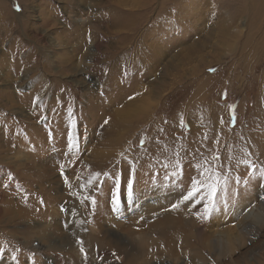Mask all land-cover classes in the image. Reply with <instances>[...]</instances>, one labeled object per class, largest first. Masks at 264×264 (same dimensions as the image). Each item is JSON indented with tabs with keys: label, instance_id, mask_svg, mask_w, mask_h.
I'll return each instance as SVG.
<instances>
[{
	"label": "rangeland",
	"instance_id": "1",
	"mask_svg": "<svg viewBox=\"0 0 264 264\" xmlns=\"http://www.w3.org/2000/svg\"><path fill=\"white\" fill-rule=\"evenodd\" d=\"M23 1L28 8L6 0L0 13H32L33 25L40 13L56 21L42 33L39 25L29 43L21 19L0 22V94L17 100L0 104V143L23 132L22 141L0 147V264H125L126 251L113 252L114 244L136 249L138 236L148 264H264V227L252 237L244 232L233 254L218 255L196 243L191 213L204 207L202 222L210 225L203 227L215 244L240 222L234 211L244 190L253 195L244 213L264 220V57L253 52L264 43V12L254 20L257 2ZM141 4L150 14L123 42L122 30L100 22L113 7L143 13ZM79 26L105 42L77 46ZM251 30L259 38L244 46ZM156 39L160 62L149 60ZM95 45L98 62L90 55ZM22 109L30 119L14 113ZM193 181L201 191L185 200ZM175 197L184 210L164 216ZM79 217L91 250L75 246V255L67 246Z\"/></svg>",
	"mask_w": 264,
	"mask_h": 264
},
{
	"label": "bare ground",
	"instance_id": "2",
	"mask_svg": "<svg viewBox=\"0 0 264 264\" xmlns=\"http://www.w3.org/2000/svg\"><path fill=\"white\" fill-rule=\"evenodd\" d=\"M254 1H256L257 3L259 1V3H258L259 5H257V3H256L255 6L253 7L254 8L253 9L254 13H252L254 20H256L257 18L260 17V14L262 12H264V0H254ZM21 2L23 3V7H25V6L27 7L26 2H24L23 0H21ZM5 3H6V0L5 1L4 0H0V8H1L2 5L6 7ZM141 5H144V4H141ZM149 7H150V5H148V4L144 5L143 8H141V12H143V13L123 12L122 10H119V9H116V8L113 7L112 13L107 14V17L105 19L102 18L100 20V22H103L106 27H108L107 23H109V25L112 26L115 29L122 30V32L126 31V33L125 32H123V33L120 32V34H119L121 36V37H119V40L123 42V41L127 40L128 38H130V36L134 35L135 32H138L139 25L142 22H144L148 18L149 14H150V13H148L149 12ZM21 8H22V5H21ZM239 8L241 10H244L247 7H246V5H244L242 3V4H240ZM65 9H66V7H65ZM236 10H238V9H236ZM236 14L239 15L241 13H235V15ZM16 19H21L22 23H24V25H23L24 29L23 30L25 31V34H26L25 38L28 41V43L33 41L32 40V39H34L33 37H37L39 35L38 29H37V28H39L38 27L39 25H40V28H41V31H39V32L42 33L43 32V28L48 27L50 24H52L53 22L56 21V17L50 16V18H49L47 13H40V18H39L40 24H38V25L34 24L33 25V24L30 23V21L33 19L32 13H16V12L15 13H0V22L6 23V25H8V26H10V25L11 26H15V22L14 21ZM219 20H221V19L219 18ZM222 23H223V21H222ZM253 24H255V23H253ZM76 25H78V24H76ZM66 26H68V28H69V22L66 23ZM80 26H79V28L77 27L80 34L75 33V35L73 34L74 37L72 38L73 42H77L78 41L77 42V46L82 47L84 45V43L86 41H88L87 38H89V39L90 38L91 39H96L97 38L96 40H99L103 36L104 38H103V40L102 39L101 40H102V43L105 42V35L104 34H101L99 32L97 33L96 31L89 32L88 30L80 29ZM160 26L161 25L159 24V20H155V22L153 23L154 29H157ZM260 35H261L262 40L264 41V32L260 33ZM141 36H142L141 37L142 42H146L148 40V38H146L147 36H145V33L144 34L142 33ZM255 37H256V39L259 38V32L251 30V34L247 37V40L243 43V45L244 46L245 45L249 46L248 43L249 42H253L255 40ZM75 38H76L77 41H75ZM140 44H142V43H140ZM153 44H154L153 53L151 54L149 60L152 58L153 61L160 62V61H162V55H163V51H162V47H161V40L160 39H156ZM255 46H256V48L254 49L253 52H255L257 54H260L261 56L259 58L264 57V50L262 51V49H264V43H262V42H261V44L257 43V44H255ZM135 48H136V44L134 46V49ZM100 54L101 53L99 51V45H95V53H91L90 54L92 56L91 58H93L94 61L98 62L99 58H100ZM127 56L128 55L126 54L125 58ZM134 58H136L135 55H134ZM141 60H143V59H141ZM97 64L98 63H95L92 68L97 67ZM8 93L0 94V104H2V102H6L8 100V101H10L12 106L13 105H17V100L10 99ZM0 110H4V109H0ZM8 112H10V111L8 110ZM23 112H25V111L22 109V111L14 112V113L17 114L19 117H24L26 119H30V118L26 117V115L23 114ZM3 120H4V117L2 116L0 118V123H2ZM21 129H22V127H21ZM27 129H29L30 131H31V129L35 130V127L30 126V127H27ZM20 132L18 130H16V133L14 134L13 137H11L9 139H3V141L0 143V147L2 145H8L11 142H13V146H14L18 141H22V139H23L22 138V133L23 132L22 133H20ZM26 134L29 135V132L26 131ZM33 139H34V137L31 136V140L32 141H33ZM4 148H6V147H4ZM2 149L3 148H1V152L5 153V151H3ZM1 158L2 157L0 155V159ZM203 179L208 180V178H205V177H203ZM80 188L81 187L79 185V186L75 187L74 190L78 193V192H80ZM175 198H176V200H174V202L171 205H169L167 210L164 212V216L168 217V214L177 213V212H180V211L184 210L183 207H182L183 206L182 204H177L178 203V198L177 197H175ZM252 198H253L252 193L248 194L247 190L242 191V195H241V197L239 199V201H241V202L236 203L235 211L233 209V211L237 214V216L240 215V219L241 220L238 223V225L235 226L234 229L230 230L231 228L229 227L230 229H228V228L227 229H222L221 230L222 232H219L220 234L217 233L218 234L217 244H215L214 242L211 243V240H212V238L214 236L211 235V233H212L211 231L209 232L207 230L208 228L205 229L203 227L205 225H208V226L210 225V223L203 225L202 218L204 216V207L200 206V205H193L194 206L193 207L194 210L193 209H192L193 211L191 210L192 217L194 219L193 221H195V223L198 224V225H196L194 223L195 224L194 226L197 227L196 234L194 235V237H196V243L200 246V248H202V246H207L210 250L211 249L215 250V252H217L218 255H221V253H223V252L226 253V255H231V254L234 253L235 243L242 242V240L245 237V233H247V235L251 236V237L257 235V233L260 234V231L264 227V220H260L259 212L256 213L255 210H251L250 209V210L246 211V213H244V209H245V207L248 204L246 201L247 200L250 201ZM229 208L232 209L231 207H229ZM237 211H239V212L237 213ZM20 216H23V214H21V215L19 214V217ZM76 220L78 221L77 227L74 229V231H72V235L69 237V242L67 241L68 242L67 249H70V252H74L75 255H77V250H76L75 246L78 249L82 250V251L90 252V250H91V242L84 235V226H83V223L81 221V217H79V219L77 218ZM193 221L191 222V224H193ZM25 230L28 233V232H30L31 228L29 226H26ZM133 232L134 231H130L128 233V236L131 239H133L131 237V236H133L132 235ZM190 234L191 233H188V236ZM183 238H185V235H184ZM142 239L139 236H138V240H137L138 242H136L135 239H133V242H134V245H135L136 249H134V248L127 249L123 245L116 246L117 244H114L116 248L113 249V252L121 253L123 251H126V253H125L126 263L125 264H137L136 263L137 261H140V262L142 261L141 264H148L150 262V260H149V258H148L149 256L147 254L146 255L148 257H146V258H148V259H146L144 257L145 248L141 247ZM131 243H132V241L129 240L128 244H131ZM120 244H127V243L121 242ZM175 255L176 254L172 253V252H170L168 254V256L172 257V258L176 257Z\"/></svg>",
	"mask_w": 264,
	"mask_h": 264
},
{
	"label": "snow or ice",
	"instance_id": "3",
	"mask_svg": "<svg viewBox=\"0 0 264 264\" xmlns=\"http://www.w3.org/2000/svg\"><path fill=\"white\" fill-rule=\"evenodd\" d=\"M17 10H19L18 6H17ZM208 189H209V200L214 202L215 199V195L217 193V188L214 184H209L208 185ZM201 191V187H200V182L198 181H193V187L190 191L187 192V195L184 196L185 200H190L192 199L194 196L197 195L198 192Z\"/></svg>",
	"mask_w": 264,
	"mask_h": 264
}]
</instances>
